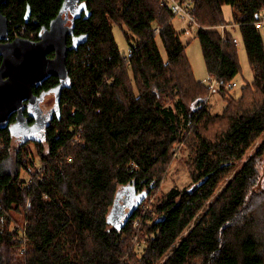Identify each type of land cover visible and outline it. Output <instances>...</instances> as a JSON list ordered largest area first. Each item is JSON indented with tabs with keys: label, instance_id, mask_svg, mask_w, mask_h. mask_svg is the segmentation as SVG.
I'll return each instance as SVG.
<instances>
[{
	"label": "trees",
	"instance_id": "1",
	"mask_svg": "<svg viewBox=\"0 0 264 264\" xmlns=\"http://www.w3.org/2000/svg\"><path fill=\"white\" fill-rule=\"evenodd\" d=\"M63 1L8 0L11 37H37ZM179 2L190 13L181 30L161 0H88L71 85L44 134L0 129V264H264V0ZM192 26L209 82L181 37ZM240 45L253 79L238 91ZM177 162L191 181L165 191ZM120 191L128 218L115 225Z\"/></svg>",
	"mask_w": 264,
	"mask_h": 264
},
{
	"label": "water",
	"instance_id": "2",
	"mask_svg": "<svg viewBox=\"0 0 264 264\" xmlns=\"http://www.w3.org/2000/svg\"><path fill=\"white\" fill-rule=\"evenodd\" d=\"M7 2L8 0H0V129L11 127L14 114V123H18L24 115L25 102L31 101L35 96L34 86L41 85L52 75H58L62 83L64 76L68 75L65 55L59 53L55 58L49 56L58 40L47 32L37 40L21 35L11 37L10 20L2 10V5ZM30 14L31 6L27 4L26 21ZM121 196L120 191L109 214L110 221L115 225L126 222L128 218L126 205L120 203Z\"/></svg>",
	"mask_w": 264,
	"mask_h": 264
},
{
	"label": "flooded vegetation",
	"instance_id": "3",
	"mask_svg": "<svg viewBox=\"0 0 264 264\" xmlns=\"http://www.w3.org/2000/svg\"><path fill=\"white\" fill-rule=\"evenodd\" d=\"M87 2L88 0L63 1L59 14L51 21L49 27L45 26L43 30L39 32L37 37H33V40H37L42 34L47 32L54 39H57L58 42L56 43L55 47L51 48L49 56L55 58L59 53L61 55H65L66 66L69 51L73 49V47H77L79 43L85 41V36L87 35L76 28L77 21L88 14ZM53 52L54 54H52ZM70 85L69 76L66 74L62 83L61 78L58 76V83L53 86L46 87L44 82L39 86H34L33 91L35 90V96H33L31 101L27 100L25 102L24 115L20 118L18 123H14L16 118L13 120V122H11V131L15 135H19L21 137H32V133L43 135L47 125L58 109L60 103V99L58 100L59 95L61 98L60 90H62L65 86ZM48 95H53V103L45 106L41 101L44 100V98ZM31 119L33 121H31Z\"/></svg>",
	"mask_w": 264,
	"mask_h": 264
},
{
	"label": "rangeland",
	"instance_id": "4",
	"mask_svg": "<svg viewBox=\"0 0 264 264\" xmlns=\"http://www.w3.org/2000/svg\"><path fill=\"white\" fill-rule=\"evenodd\" d=\"M262 12L264 15V11H262ZM225 13H226L227 18L230 19L231 15H232V10H231V7L229 5L225 6ZM174 21H175L177 28L180 30L184 29L185 27H187L189 25V21H188L187 17L181 18L180 16H177L174 19ZM263 21H264V19H263ZM261 28H262L263 33H264V26H262ZM196 32H197V27L194 28L192 26V28L189 30V32L182 33L181 37H182L183 41L185 43H187L186 53H187V55H188V57L192 63V66H193V69H194V72H195L197 78H199L203 81L209 82L211 80V76L209 75V73L206 69L201 44H200V41H199V38H198ZM114 33H115L117 42H118L119 46L121 47V49L123 51H125L126 53H128L129 48H130V44L126 39L124 32L122 31V29L118 25H115ZM235 41L238 44H242V41L238 35H237V39ZM158 42H159V46H160L161 50L165 54V48H164L162 41L159 39ZM239 51H240V59H241V65H242L243 70L236 78V80L239 83V86L237 85L235 88H233L234 90H238V91L246 83L245 81H247V80L250 81L253 79V70H252V67L250 66V63L248 61L246 51L242 45H240ZM212 83L215 85L214 81H212ZM53 99H54L53 95L52 96L48 95L41 102L45 106H48V105L53 103ZM223 99H224L223 96L218 92H215L210 96L209 102L212 106L213 111L222 110L224 103H225V101ZM29 145L33 146V142H31ZM250 154L251 153H248L247 156H249ZM190 181H191V177H190L188 169L186 168V165L181 163V162H177L173 165L171 171L168 172L167 175L165 176V178L163 180V190L168 191L173 186L183 187V186L189 184ZM18 217L21 218L20 215H18Z\"/></svg>",
	"mask_w": 264,
	"mask_h": 264
},
{
	"label": "built area",
	"instance_id": "5",
	"mask_svg": "<svg viewBox=\"0 0 264 264\" xmlns=\"http://www.w3.org/2000/svg\"><path fill=\"white\" fill-rule=\"evenodd\" d=\"M161 1H162L163 4L170 5V7L172 8V10L175 11L176 13H178L181 17L190 16L189 11L185 8V6H183L179 2V0H161ZM185 5H188V3L186 2ZM263 19H264V15H263ZM258 25L260 27L264 26V21L262 20V21L258 22ZM156 30H159V27H156ZM236 85H237V82L236 81H232L230 83V86H236Z\"/></svg>",
	"mask_w": 264,
	"mask_h": 264
},
{
	"label": "bare ground",
	"instance_id": "6",
	"mask_svg": "<svg viewBox=\"0 0 264 264\" xmlns=\"http://www.w3.org/2000/svg\"><path fill=\"white\" fill-rule=\"evenodd\" d=\"M65 1V0H64ZM71 20V19H70ZM73 23V22H72ZM117 24V23H116ZM123 26V25H122ZM49 27V26H48ZM49 29V28H48ZM43 30V29H42ZM41 31V30H40ZM158 32V31H157ZM73 36V35H72ZM75 38V37H74ZM31 39H33V38H31ZM37 39V38H36ZM71 39V38H70ZM72 40V39H71ZM128 41V40H127ZM132 41H133V39H132ZM69 42V41H68ZM71 42H73V41H71ZM74 45V44H73ZM73 47V46H72ZM65 48H66V46H65ZM52 54H54V52L52 53ZM214 79V78H213ZM211 85V84H210ZM213 86V85H212Z\"/></svg>",
	"mask_w": 264,
	"mask_h": 264
}]
</instances>
